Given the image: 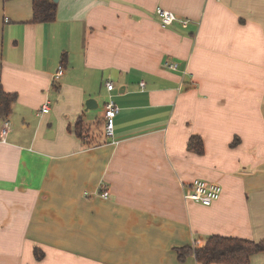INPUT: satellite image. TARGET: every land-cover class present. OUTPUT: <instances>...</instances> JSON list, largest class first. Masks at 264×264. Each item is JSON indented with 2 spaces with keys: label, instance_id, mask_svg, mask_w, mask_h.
<instances>
[{
  "label": "crops",
  "instance_id": "1",
  "mask_svg": "<svg viewBox=\"0 0 264 264\" xmlns=\"http://www.w3.org/2000/svg\"><path fill=\"white\" fill-rule=\"evenodd\" d=\"M3 92L0 264H203L176 248L264 240V0H59L51 22L0 0ZM196 178L221 197L187 200Z\"/></svg>",
  "mask_w": 264,
  "mask_h": 264
},
{
  "label": "trees",
  "instance_id": "2",
  "mask_svg": "<svg viewBox=\"0 0 264 264\" xmlns=\"http://www.w3.org/2000/svg\"><path fill=\"white\" fill-rule=\"evenodd\" d=\"M57 3L53 0H34V21L51 22L56 19ZM16 94L3 92L0 98V117L3 121L9 119L12 111V104ZM77 129L82 126L81 121L77 122ZM79 131V130H78ZM82 134L81 131L78 132ZM189 149L197 152L203 151V139L200 135L190 137ZM179 257L183 260L186 255L194 253L198 261L203 264L215 262L226 264H246L250 257L258 252H264V240L255 241L237 237L211 235L206 239L203 246L194 249L183 246L176 248Z\"/></svg>",
  "mask_w": 264,
  "mask_h": 264
},
{
  "label": "built area",
  "instance_id": "3",
  "mask_svg": "<svg viewBox=\"0 0 264 264\" xmlns=\"http://www.w3.org/2000/svg\"><path fill=\"white\" fill-rule=\"evenodd\" d=\"M157 15L160 20V24L162 27L167 28L170 25H172L174 22L180 20L183 22V24H187V20H181L179 17L172 11L164 9L162 7H159L157 9ZM166 65L175 70L177 69V64L166 62ZM63 74V67L59 68V71L57 73V76H60ZM145 83L142 82V86ZM107 88L109 90H113L114 83L112 81L107 82ZM119 106L114 101H109L105 106V118H106V130L109 135H113L115 131V117L119 111ZM49 110V105L45 104L43 106V112H46ZM7 134V123L3 128L1 129V136L4 138ZM223 192V187L217 183L213 182L204 178H196L193 182L190 184V189L185 192V198L187 200H192L194 202H199L201 204H204L206 206H210L215 201H217ZM104 197H108L109 192L104 191L102 194Z\"/></svg>",
  "mask_w": 264,
  "mask_h": 264
},
{
  "label": "water",
  "instance_id": "4",
  "mask_svg": "<svg viewBox=\"0 0 264 264\" xmlns=\"http://www.w3.org/2000/svg\"><path fill=\"white\" fill-rule=\"evenodd\" d=\"M54 2H58L59 0H53ZM95 100H93V99H90V100H88L87 102H86V105H87V107L88 108H92L93 106H92V103L94 102Z\"/></svg>",
  "mask_w": 264,
  "mask_h": 264
},
{
  "label": "rangeland",
  "instance_id": "5",
  "mask_svg": "<svg viewBox=\"0 0 264 264\" xmlns=\"http://www.w3.org/2000/svg\"><path fill=\"white\" fill-rule=\"evenodd\" d=\"M107 100H108V95H105V96L102 97V102H105Z\"/></svg>",
  "mask_w": 264,
  "mask_h": 264
}]
</instances>
